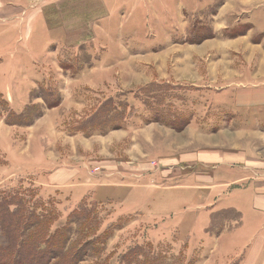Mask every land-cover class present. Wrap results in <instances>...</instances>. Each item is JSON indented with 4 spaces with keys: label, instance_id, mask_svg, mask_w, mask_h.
Segmentation results:
<instances>
[{
    "label": "rangeland",
    "instance_id": "374dc122",
    "mask_svg": "<svg viewBox=\"0 0 264 264\" xmlns=\"http://www.w3.org/2000/svg\"><path fill=\"white\" fill-rule=\"evenodd\" d=\"M253 1L0 0V200L27 194L52 217L49 262L244 264L190 242L193 219L139 205L157 188L182 205L180 185L210 172L196 161L263 144L228 123L232 86L264 75ZM230 226L240 213L223 210L209 232Z\"/></svg>",
    "mask_w": 264,
    "mask_h": 264
},
{
    "label": "crops",
    "instance_id": "0c3cea01",
    "mask_svg": "<svg viewBox=\"0 0 264 264\" xmlns=\"http://www.w3.org/2000/svg\"><path fill=\"white\" fill-rule=\"evenodd\" d=\"M251 6L259 9V12L253 10L252 17L256 20L260 19V23L264 22V0H255ZM259 45L264 46V40ZM262 77V80L258 78L247 82L246 88L240 85L232 86L233 96L230 108L237 117L228 123L234 127L233 134L241 132L256 134L257 128L264 129V75ZM241 123H246L255 130L245 129ZM236 124L242 128H237ZM249 140L256 144L257 142H263V144L252 146V143L248 141L242 145L248 150L235 153L233 158L227 157L225 153H212L207 156L209 160L200 161V163L196 161L195 165L200 164L201 168L207 167L210 172L200 175L201 181L198 186L180 185L190 191L187 201L182 205L160 197L161 189L157 188L139 206L146 207L151 203L152 214L160 217L181 215L183 217H180L182 218L180 220H184L187 216V222H192L193 219V227L196 226V230L193 231L194 228L190 230V242L198 240L205 242V255L208 253L206 250L208 245L217 242L219 243L218 252L223 259L243 261L244 264H264V168H261L264 165L261 161L264 157V138L260 137V140L255 139L256 141L251 138ZM253 147L262 148L254 150ZM150 200L151 202H148ZM197 200L199 213L193 214L191 212L196 207ZM223 210L238 211L241 226L234 229L230 226L231 228H225L221 234L209 232L213 216Z\"/></svg>",
    "mask_w": 264,
    "mask_h": 264
},
{
    "label": "trees",
    "instance_id": "16d2710c",
    "mask_svg": "<svg viewBox=\"0 0 264 264\" xmlns=\"http://www.w3.org/2000/svg\"><path fill=\"white\" fill-rule=\"evenodd\" d=\"M32 198L35 197L14 191L13 194L0 200V264H52V260L60 258L57 254H53V249L40 248V244L48 237L47 231L52 217L49 215L48 218H44L45 212L39 214ZM12 207L15 209H11ZM39 216H43V220L39 219ZM30 227H33L34 231L27 236L24 229ZM57 236L62 239L64 233H59ZM54 245L57 243H53L52 247ZM51 254L53 257L49 262L48 258L50 259ZM56 262L55 264H73L74 258L66 255L61 258V262Z\"/></svg>",
    "mask_w": 264,
    "mask_h": 264
}]
</instances>
